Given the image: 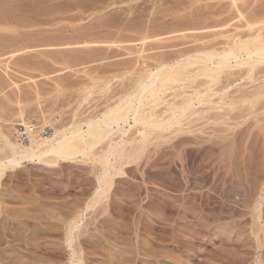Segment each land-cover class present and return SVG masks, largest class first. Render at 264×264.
Segmentation results:
<instances>
[{
  "label": "rangeland",
  "instance_id": "374dc122",
  "mask_svg": "<svg viewBox=\"0 0 264 264\" xmlns=\"http://www.w3.org/2000/svg\"><path fill=\"white\" fill-rule=\"evenodd\" d=\"M191 1L194 2V0H0V160L5 161L9 157L2 135L11 134L13 140L16 139L15 141H17L16 137H18V131H16V129H20L16 127L18 124L26 123L27 128L34 129V135L36 134V136L41 133L53 134L55 129L70 133L77 125H82L86 130L84 125L85 122L89 120L98 121L107 110V107L109 105V107L113 106L121 97V92L124 96L130 93L133 94L137 88V80L140 81L141 78L151 70L156 71L154 67L157 61L161 60L160 58H165L166 56L168 60L174 59L178 57L176 55L182 51L183 47H187V51H189L192 46L199 47L201 44H203V46H209V44L214 45L215 41V45L218 44L219 48H223L222 46L220 47L219 44L221 43L218 42H222V45L226 43L228 46L232 41L238 40V37L240 39L243 37V40H252V36L259 33L257 32L258 30H261L262 33L264 32V0H236L237 4L236 2L235 4L233 3L234 0H196L194 3L192 2L193 4ZM231 1L235 7L231 4ZM77 3L80 4V8ZM74 5L78 7H74ZM212 5L213 7H211ZM130 7L132 9H130ZM219 8L220 10H218ZM195 9L197 10L195 11ZM242 9H244V11ZM155 10L156 13H154ZM223 10L226 11L223 13L221 12ZM235 10H237V12ZM227 11L228 13H226ZM216 14L220 15L217 16ZM208 16L211 17L209 18ZM248 16L250 17L248 18ZM186 17H188V19ZM254 17L258 18L255 19ZM1 18H3L2 21ZM185 18L187 20H185ZM220 19L223 20L219 21ZM248 19L252 21H248ZM193 20L194 22L192 23L191 21ZM210 20H212V24ZM218 21L220 23H218ZM229 21H231V23ZM196 22H200L198 25L201 27H199ZM204 22L206 25H204ZM183 23L186 26H183ZM249 24H251V26H249ZM253 24H255V26H253ZM224 25L225 27H223ZM237 25H239V27ZM220 26L222 29H220ZM257 27L259 28L257 29ZM236 28H238V31ZM193 29H198L199 32L197 30L193 31ZM207 29L211 30L207 31ZM202 31L205 34H203ZM225 31H228V33ZM240 31L243 32H241V35L243 34L242 36L239 34ZM246 32L247 34L252 33L253 35L247 36V34H244ZM212 33L216 37L214 36L213 38V35H210ZM182 34L187 40L183 39L184 36ZM193 34H195V37H197V34L199 35L196 39H201L200 44L197 43L195 37H192ZM188 35L191 36L193 40L191 37L188 38ZM233 35L238 37H233ZM177 37H179V39H177ZM223 37L226 38L224 39ZM142 39L146 41H142ZM230 39L232 40L230 41ZM192 41H196L197 44H194L195 42L192 44ZM188 46H190L189 49ZM193 47L191 50H193ZM184 51H186V48ZM169 56L172 57L169 58ZM172 65L174 64L172 63L171 66ZM259 67L262 69L257 67V70H255L257 74L254 71L255 75H253L255 80L258 79L257 81L252 79V76L251 79L246 77L248 71L246 72L245 68L247 70L249 67L232 69L233 71H230V73H232L231 76H228L230 80H228V77V79L224 78L229 81V83H226V80H222L221 84H218V87L215 86L217 91L214 88V93L209 94L210 97L208 100L213 97L211 100L214 99L213 101L215 102L212 101L205 105L212 106L205 107L201 105L199 107L197 105L198 107L196 106L197 108H195L196 111L199 109V111H205V113L197 112V115L200 113L198 116L199 118L195 115L196 117H191V120H186L188 125L187 122L184 121L185 128L184 126H179L181 131L178 130V126H175L173 127L175 130H173L172 127L171 129L168 128V130L165 129V131L162 130L163 134L160 131H156L157 133L153 132L154 135H151V137H153L151 138L153 142H149V145L147 144L148 146L142 144L145 146L143 152L137 151V148L136 150L133 149L135 152L142 153V157L140 154L132 153V155L136 156H134L135 158L132 157L133 159H128L130 160L129 163H127V159L122 161L121 168L123 171L121 172L124 174L120 172L119 175L116 173V177L113 176L115 180L113 179V186H110L108 190V192L111 191L109 196L105 195L106 201L102 198L103 201L101 199L99 204H95V206L94 201L96 200V192L99 188L98 178L101 179V176L104 175L103 172H105V166L100 161L101 155L105 152L104 150L107 147L104 143L96 150L97 154L95 157L87 159L79 158L78 160L76 159L77 161H61L57 165L55 164V166L38 162L25 163L15 168V170H6L0 177L1 259L2 257L5 258V264L6 262L7 264H42L50 255L47 253L48 250L52 249L56 255H50L51 257L49 256V259L54 260V264L71 263L74 250L69 248L65 243V237L63 236L65 231L62 230L64 228L61 221L68 219L69 216L71 217H69L70 219H73L75 215L81 214V221L79 220L80 226L79 230H77V233L74 235L75 245L73 246H78L80 248L78 249V247H76V249L74 247L78 254L79 252L81 253L79 255H82V259H85L87 264H175L178 261L177 264L181 261L182 264H205L206 261V264H262V262L264 264V256L261 257L264 255V114H261L262 112L264 113V108L260 106L264 105V64ZM233 72H236V74ZM233 74L234 77L232 76ZM258 74L259 77L257 78ZM241 75L244 76L243 78L245 79H242ZM202 80L204 81V78L199 79L198 83L202 82ZM250 80L254 81L250 82ZM105 83L110 85L107 87ZM225 84L227 85L225 86ZM234 84L236 86H234ZM260 84H263V87ZM223 86H225V92L223 90L218 93V90H222ZM253 87H257V90ZM181 88L183 87L178 88V90L175 89L176 91H168L164 96L162 95V99H165L164 101H166V98L170 100V97L174 98V96L176 97L177 95H179V97L171 99L170 101L167 99L169 103L167 104L166 101L165 104L159 106L154 112L156 113V111L159 110L157 113L160 114L162 111H165L162 112L163 114L161 113V117L163 119H168V114L170 112H167L168 108L170 109V103L171 107L175 104L177 105V103H181L183 99L187 96H191L193 93L191 89L183 90ZM205 88L202 87L201 91H206L207 89ZM241 89L243 90L240 91ZM233 90L235 93H233ZM255 90L258 93H255ZM258 90L262 91V93ZM177 91L179 92L177 93ZM183 91L189 93L185 92V94ZM222 93L224 94L220 96ZM254 94H258L257 96L261 94L260 98ZM230 95L231 97H229ZM238 95L241 96L242 99ZM221 97H225L226 99L229 98L228 102L224 98V103ZM249 97L253 98L252 101ZM255 97L257 98L256 101H254L256 99ZM109 98L110 101H108ZM230 98H232L233 101H231ZM258 98L261 101L258 100ZM218 100L219 103H216ZM238 102L239 104L237 105ZM228 103V107L230 108L225 106L228 105ZM254 103L258 104L256 108L254 107ZM232 104H234L237 109H233L234 107ZM209 107H211V109ZM205 108L208 111H206ZM217 108H219V110ZM254 109H258V111ZM252 110H254V113L251 112ZM227 111L231 112L228 116ZM236 112L237 114H235ZM206 113L207 115H205ZM224 116L226 119L223 118ZM241 117H245L244 119L248 121H244ZM203 119L208 123H205ZM210 120H215L214 122L216 123ZM222 121L224 122L223 125L221 124ZM236 121L238 124L240 123V125L235 124ZM211 122H213V124ZM217 122L222 126L220 127ZM209 123L211 124L208 125ZM130 124L134 125L133 121L130 120ZM228 125L230 128H227ZM26 126L23 128H26ZM188 126L191 127L188 128ZM223 126L227 127L224 128ZM125 128L128 131L127 134L122 136L120 135L121 133H115L116 135L114 134L111 138L117 141H119L120 138L129 140L130 142L133 140L135 144H129L127 146L128 150L130 148L131 152L132 146L130 145L134 146L138 143V146H141L140 143H142L141 138L143 137L142 133L144 129L140 126L130 129L129 125H126ZM182 128L185 130L184 132ZM213 129H215V131ZM199 130L204 134L202 132L200 133ZM224 130H228L231 133L228 131L225 132ZM174 133L176 136H173ZM181 135L184 136L182 137ZM191 135L194 136L192 137ZM195 137L198 138L196 139ZM187 138L194 140L190 141ZM181 139H183L182 142ZM221 139L224 142H222ZM230 139L231 141L229 142ZM188 141L190 142L188 143ZM211 141L212 143L209 145ZM198 142L201 144H198ZM211 144L213 147H210ZM172 148L175 149L176 152H172ZM213 149L214 151H212ZM148 150H150V153ZM185 151L187 154H185ZM204 153H209L211 155H206ZM137 157L140 160H136ZM186 157L187 159H185ZM202 158L204 161L201 163L200 159ZM133 160L137 162L134 163ZM206 160L207 163L210 162L209 165L206 163ZM182 161L183 163H181ZM130 162H133L132 165ZM102 165L103 168H101ZM185 165L188 168H186ZM169 166L171 167L169 168ZM198 167L203 168L201 170V168L199 169ZM204 167L207 170L204 169ZM177 168L181 172H179ZM181 169L184 170L182 171ZM231 173H236V177L231 175ZM187 182L190 186L189 184L187 185ZM229 182L231 185H229ZM183 185L185 187H183ZM228 187L230 188L229 190ZM129 190L131 191L129 192ZM179 191L182 193H179ZM164 192L167 194L165 195ZM172 194L174 198L171 197ZM175 194L177 195L175 196ZM200 194L202 196H199ZM108 197L110 198L108 199ZM149 197L151 200H158V202H152ZM130 198L133 201L130 200ZM164 199L165 201H169H166V203ZM193 199H195V201ZM200 201L202 203H199ZM118 202L119 204H117ZM133 202L137 203L135 204ZM175 202L178 203L176 204ZM91 203L94 207L91 206L90 208ZM146 203H149L148 206ZM171 203H173V205ZM181 204L184 206L183 208ZM88 205L89 207L87 208ZM165 205L166 207H164ZM217 205L221 206L218 207ZM126 207H128V209ZM129 208L131 210H129ZM141 208L145 212H143ZM159 208H162V210ZM184 208H187V211ZM209 208H211V210ZM190 209L192 211L195 210L194 213L196 214L193 212L190 213ZM174 210L177 213H175ZM204 214L206 216H204ZM180 215L183 216L181 217ZM254 216L258 218L256 217V219ZM59 218H61V220ZM160 218H162L161 221ZM180 219L183 220L181 221ZM197 219L199 221H196ZM203 219L206 222H203ZM208 219L209 221H207ZM216 220L218 222H216ZM140 222L143 223L140 224ZM148 223L150 224L148 225ZM205 226H208L207 229ZM256 230H259L258 233L255 232ZM207 231L210 232V235ZM175 233L178 236H175ZM204 233H206V235ZM35 237L36 239L39 238L35 240ZM79 237H81V240ZM169 238H171V240ZM139 242L141 243L139 244ZM31 243H33V246H31ZM50 243H52V245H50ZM138 244L141 247L144 246L142 248L146 247L145 244H149L146 247L147 249L145 248L148 252L145 249H141ZM37 245L39 246L37 247ZM193 251L195 253H193ZM45 252L48 255H45ZM138 252H140V254ZM152 252L153 256L151 254ZM142 255L145 256L143 257ZM156 255H158V257ZM173 261H175V263Z\"/></svg>",
  "mask_w": 264,
  "mask_h": 264
},
{
  "label": "bare ground",
  "instance_id": "6f19581e",
  "mask_svg": "<svg viewBox=\"0 0 264 264\" xmlns=\"http://www.w3.org/2000/svg\"><path fill=\"white\" fill-rule=\"evenodd\" d=\"M73 1V0H72ZM122 1V0H121ZM124 1V0H123ZM159 1V0H158ZM190 1V0H189ZM196 0H194V2H195ZM76 2V1H75ZM74 2V3H75ZM78 2V1H77ZM80 2V1H79ZM119 2V1H118ZM131 2V1H130ZM133 2V1H132ZM137 2H140V1H137ZM142 2V1H141ZM154 2V1H153ZM193 1H191V3H192ZM193 2V3H194ZM235 2H236V0H234V4H235ZM124 3H126V2H124ZM144 3V2H143ZM143 3H142V5H143ZM152 3V2H151ZM190 3V2H189ZM192 3V4H193ZM197 3V2H196ZM199 3V2H198ZM232 3V1H231V4H233ZM69 4V3H68ZM77 4H79V3H77ZM85 4V3H84ZM83 4V5H84ZM138 4V3H137ZM140 4V3H139ZM153 4V3H152ZM158 4V3H157ZM191 4V5H192ZM234 4H233V6H234ZM236 4H237V2H236ZM245 4V3H244ZM73 5V4H72ZM136 5V4H135ZM154 5H155V2H154ZM75 6H77V5H74V7ZM85 6V5H84ZM83 6V7H84ZM139 6V5H138ZM144 6V5H143ZM152 6V5H151ZM156 6V5H155ZM187 6V5H186ZM78 7V6H77ZM77 7H76V9H77ZM136 7V6H135ZM207 7L209 8V6L207 5ZM211 7H213V5L211 6ZM229 7V6H228ZM232 7V6H231ZM235 7V6H234ZM237 7V6H236ZM79 8H80V4H79ZM85 8V7H84ZM83 8V9H84ZM152 8V7H151ZM154 8V7H153ZM157 8V7H156ZM185 8V7H184ZM189 8V7H188ZM191 8V7H190ZM195 8V7H194ZM193 8V9H194ZM239 8V7H238ZM242 8V7H241ZM81 9H82V6H81ZM87 9V8H86ZM130 9H132L131 7H130ZM134 9H136V8H134ZM223 9V8H222ZM225 9V8H224ZM227 9V8H226ZM228 9H230V8H228ZM236 9V8H235ZM152 10H154V9H152ZM157 10V9H156ZM156 10H155V12L154 13H156ZM182 10H184V9H182ZM186 10H187V8H186ZM190 10V9H189ZM197 9H195V11H196ZM218 10H220V8L218 9ZM217 10V11H218ZM238 10V9H237ZM237 10H235L236 12H237ZM239 10H241V9H239ZM243 11H244V9H242ZM133 11V10H132ZM158 11V10H157ZM224 11H226V10H223V11H221V12H223L224 13ZM233 11V10H232ZM242 11V12H243ZM159 12V11H158ZM180 12H181V10H180ZM221 12H220V14H221ZM189 13V12H188ZM193 13V12H192ZM207 13H209V14H211L210 12H207ZM226 13H228V11L226 12ZM232 13V12H231ZM240 13H241V11H240ZM244 13V12H243ZM249 13V12H248ZM194 14V13H193ZM213 14V13H212ZM219 14V15H220ZM244 14H246V13H244ZM252 14H254V13H252ZM205 15V14H204ZM208 15V14H207ZM217 15V14H216ZM219 15H217V16H219ZM247 15H249V14H247ZM246 15V16H247ZM258 15V14H257ZM153 16H154V14H153ZM187 16V15H186ZM233 16H234V14H233ZM241 16V15H240ZM243 16V15H242ZM263 16V15H262ZM261 16V17H262ZM183 17V16H182ZM204 17V16H203ZM209 17V16H208ZM211 17V16H210ZM209 17V18H210ZM222 17H224V16H222ZM226 17V16H225ZM228 17V16H227ZM235 17V16H234ZM250 16H248V18H249ZM256 17V16H255ZM254 17V18H255ZM264 17V16H263ZM187 19H188V17H186ZM185 18V20H187ZM206 18V17H205ZM215 18V17H214ZM252 18V17H251ZM258 18V17H257ZM257 18H255V19H257ZM260 18V17H259ZM2 19L3 18H1V21H2ZM183 19V18H182ZM202 19V18H201ZM213 19V18H212ZM219 19V18H218ZM231 19V18H230ZM235 19V18H234ZM236 19H237V17H236ZM244 19V18H243ZM247 19V18H246ZM263 19V18H262ZM184 20V19H183ZM190 20V19H189ZM204 20V19H203ZM207 20V19H206ZM217 20V19H216ZM221 20H223V19H220L219 21H221ZM225 20V19H224ZM228 20V19H227ZM249 20H251V19H248V21ZM261 20V19H260ZM260 20H258V21H260ZM264 20V19H263ZM205 21V20H204ZM211 21L212 20H210V23H211ZM218 21V23H220ZM252 21V20H251ZM262 21V20H261ZM260 21V22H261ZM180 22V21H179ZM192 23L194 22V20L193 21H191ZM215 22V21H214ZM228 22V21H227ZM230 23H231V21H229ZM244 22H246V21H244ZM255 22H256V20H255ZM197 23V22H196ZM195 23V24H196ZM199 24H200V22H198ZM198 23H197V25H198ZM209 23V24H210ZM229 23V24H230ZM253 23H254V21H253ZM184 24V23H183ZM189 24V23H188ZM191 24V23H190ZM212 24V23H211ZM214 24V23H213ZM222 24V23H221ZM225 24H226V22H225ZM228 24V25H229ZM252 24V23H251ZM251 24H249V26H251ZM182 25V24H181ZM202 25H203V23H202ZM204 25H206L205 24V22H204ZM215 25V24H214ZM213 25V26H214ZM220 25V24H219ZM227 25V26H228ZM240 26H241V24H239ZM239 25H237L238 27H239ZM244 25V24H243ZM183 26H186L185 24L183 25ZM194 26V25H193ZM193 26H191V27H193ZM199 27H201L200 25H198ZM217 26V25H216ZM226 26V27H227ZM236 26V27H237ZM253 26H255V24H253ZM260 26V25H259ZM189 27V26H188ZM190 27V28H191ZM203 27V26H202ZM205 27V26H204ZM212 27V26H211ZM210 27V28H211ZM223 27H225V25L223 26ZM241 27H243V26H241ZM244 27H245V25H244ZM261 27V26H260ZM184 28V27H183ZM182 28V29H183ZM187 28V27H186ZM196 28H198V27H196ZM209 28V27H208ZM213 28V27H212ZM211 28V29H212ZM259 27H257V29H258ZM187 29H189V28H187ZM211 29H207V31H210ZM220 29H222L221 28V26H220ZM238 28H236V30H237ZM242 29V28H241ZM240 29V30H241ZM250 29V28H249ZM181 30V29H180ZM186 30V29H185ZM195 30H197L198 32H199V30L198 29H193V31H195ZM203 30V29H202ZM243 30V29H242ZM253 30V29H252ZM255 30V29H254ZM191 31V30H190ZM222 31V30H221ZM232 31V30H231ZM238 31V30H237ZM248 31V30H247ZM256 31V30H255ZM180 32V31H179ZM201 32V31H200ZM203 32V31H202ZM224 32V31H223ZM225 32H227L228 33V31H225ZM236 32V31H235ZM241 32L242 31H240V35H241ZM251 32V31H250ZM257 32H259L258 34L256 33L255 34V36L251 33H249V34H247V32L246 33H244V34H247V36L248 35H253L252 37V40H243L242 38L243 37H241V39L238 37V36H236V35H233V37L235 36V37H238V40L236 39V40H234V41H232L231 43H229L228 44V46H227V44L225 43V45H222L223 43L222 42H218V43H221V44H219L220 45V47L222 46L223 48H219L218 47V44L217 45H215V42H214V45H212V44H209V46H203V44H201V46H192L193 47V50H191L192 49V47L190 48V50L189 51H187V47H185L186 48V51H184L185 50V48L183 47V49H182V51H180V49H179V53L176 55V56H178V57H176V58H174V59H170V60H168V59H166V56H165V58L163 57V58H160L161 60H159V61H157V64H156V66H155V64H154V68H155V70L156 71H153V70H151L150 72H148V73H146L145 74V76H143L142 78H141V80L140 81H138L137 80V82H136V84H137V88L135 89L136 91L133 93V94H128V95H126V96H124V94H122V92H121V97L117 100V102H115V104H113V106H111V107H107V110L102 114V116L99 118V120L98 121H92V120H89V121H86L85 122V128H86V130L84 129V127L81 125V126H79V125H77V126H75L74 127V129H73V131H71L70 133H65V132H63V131H60V130H54V133L53 134H40V135H37L36 136V134L34 135H32V136H30V138H29V140L28 141H26V142H23V141H21L18 137H16L17 138V141H15L16 139H14L13 140V138H12V135L11 134H3L2 135V139H3V141H4V143H5V146H6V149L8 150L7 152L9 153V157L4 161L3 159V161H1L0 160V177H1V175L3 174V173H5V171L6 170H8V169H11V170H15V168H18V167H20V166H22L23 164H25V163H43V164H45V165H50V166H52V165H54L55 166V164L57 165L58 163H60L61 161H74V160H78L79 158H82V159H87V158H90V157H95L96 156V154H97V152H96V150L99 148V146H102V144L104 143L105 145H107V147H106V149L104 150L105 152L101 155V159H100V161L104 164V166H105V168H104V171L105 172H103L104 173V175L103 176H101L102 178L101 179H99L98 178V185H99V188H98V190H97V192H96V200L94 201V202H92V203H94V206H95V204H99V201L102 199V198H104V201H106V198H105V195H108L109 196V193L111 192H108V190L110 189V186H113L112 184H113V176H115V175H119V173L121 172V171H123L122 170V168H121V165H122V161H124L125 159H130V158H135L134 156H136V155H132V153L133 154H140L139 152H143L144 151V149H145V146L148 144L149 145V142H153V140L151 139V138H153V137H151V135L153 134V132H155V133H157L156 131H160L161 133H162V130H164L165 131V129H167L168 130V128H170L171 129V127L173 128V127H175V126H178V130H180L179 129V126H184V121L185 122H187L186 120H189L191 117H194L195 115H197V112H204L205 113V111H199V109H198V111H196V109L195 108H197L198 106L200 107L201 105L202 106H205V107H207V106H212V105H205V104H209L210 102H212L213 100H211V98H213V97H211L209 100H211V101H209L208 100V98L210 97V95L209 94H213L214 93V91L216 90V87L215 86H217L218 87V84H221V81L222 80H226V79H228L229 77L228 76H231V74L232 73H230V71L232 70V69H234V68H242V67H249L247 70H246V68H245V71L247 72L245 75H246V77L248 78H250L251 79V76H252V79H254L253 78V75H255V73H256V71L255 70H257V67L258 68H261V67H259L260 65L262 66L263 64H264V32L262 33L261 32V30L259 31H257ZM182 33H183V31H182ZM187 33V32H186ZM194 33V32H193ZM195 33H197V32H195ZM209 33V32H208ZM207 33V34H208ZM227 33H226V35H227ZM230 33V32H229ZM237 33V32H236ZM243 33V32H242ZM253 33H255V32H253ZM262 33V34H261ZM185 34V33H184ZM201 34V33H200ZM203 34H205L204 32H203ZM216 34V33H215ZM218 34V33H217ZM233 34V33H232ZM183 35V34H182ZM190 35V34H189ZM188 35V36H189ZM195 34H193V36L192 37H195L194 36ZM202 35V34H201ZM210 35H213V33L212 34H210ZM223 35V34H222ZM225 35V34H224ZM237 35H238V33H237ZM184 36V35H183ZM185 36H186V34H185ZM183 37V39L184 40H187V39H185L186 37ZM197 37L199 36L198 34L196 35ZM208 36V35H207ZM214 36L215 35H213V38H214ZM217 36H219V35H217ZM228 36V35H227ZM226 36V37H227ZM245 36V35H244ZM246 36V37H247ZM191 36H189L188 38H190ZM192 37H191V39H192ZM197 37H195V39L197 38ZM202 37V36H201ZM206 37V36H205ZM204 37V38H205ZM210 37V36H209ZM216 37V36H215ZM220 37V36H219ZM225 37V38H226ZM229 38H230V36H228ZM232 37V38H233ZM250 37V36H249ZM145 38V37H144ZM153 38H156V37H153ZM203 38V39H204ZM212 38V37H211ZM210 38V39H211ZM212 38V39H213ZM224 38V37H223ZM224 38V39H225ZM177 39H179V37H177ZM194 39V40H195ZM206 39V38H205ZM210 39H209V41H210ZM219 39V38H218ZM247 39V38H246ZM148 40V39H147ZM193 40V39H192ZM197 40V43L198 44H200V42H201V39L200 38H198V39H196ZM216 40V39H215ZM220 40V39H219ZM223 40V39H222ZM228 40V39H227ZM232 39H230V41H231ZM142 41H146L145 39L143 40L142 39ZM182 41V40H181ZM181 41H180V43H181ZM203 41V40H202ZM207 41V40H206ZM226 41V40H225ZM184 42V41H183ZM189 42V41H188ZM195 42V43H194ZM192 41L191 43L193 44H197L196 43V41ZM211 42H212V40H211ZM210 42V43H211ZM179 43V44H180ZM184 43H186V42H184ZM190 43V42H189ZM204 43V42H203ZM183 44V43H182ZM186 45V44H185ZM211 45V46H210ZM191 46V45H190ZM190 46H188V49H189V47ZM227 46V47H226ZM181 47V46H180ZM175 55V54H174ZM162 56H164V55H162ZM161 56V57H162ZM172 56H169V58H171ZM168 58V57H167ZM158 60V59H157ZM174 64V65H172L171 66V64ZM235 64V65H234ZM151 67V66H150ZM240 68V69H241ZM262 69V68H261ZM236 70H238V69H236ZM244 70V69H243ZM149 71V70H148ZM233 71V70H232ZM244 71V72H245ZM254 71H255V73H254ZM261 72H263L262 70H260ZM122 72V71H121ZM125 73V72H124ZM234 73V72H233ZM243 73V72H242ZM254 73V74H253ZM118 74V73H117ZM126 74V73H125ZM142 74V73H141ZM234 74H236V72L234 73ZM234 74L232 75L233 77H234ZM244 74V73H243ZM242 74V75H243ZM257 74V73H256ZM259 74H261V73H259ZM259 74H258V76H257V78L259 77ZM119 75V74H118ZM143 75V74H142ZM241 75V76H242ZM228 77V78H227ZM244 76H242V79H245V78H243ZM263 77V76H262ZM201 78H204V81L202 80V82H200V83H198V80L199 79H201ZM224 78H226V79H224ZM232 78V77H231ZM236 79V78H235ZM238 79V78H237ZM260 79H262V78H260ZM264 79V78H263ZM228 80H230V78L228 79ZM234 80V79H233ZM255 80V79H254ZM254 80H250V82L251 81H254ZM258 80V79H257ZM257 80H255V81H257ZM104 81V80H103ZM223 81V82H224ZM227 81V80H226ZM237 81V80H236ZM243 81V80H242ZM261 81V80H260ZM264 81V80H263ZM109 82V81H108ZM222 82V83H223ZM244 82V81H243ZM248 82H249V80H248ZM262 82V81H261ZM111 83V82H110ZM225 83V82H224ZM226 83H229V81H227ZM234 83V82H233ZM259 83V82H258ZM106 84V83H105ZM231 84V83H230ZM239 84V83H238ZM254 84H255V82H254ZM254 84H252V85H254ZM264 84V83H263ZM262 84V85H263ZM107 85V87H108V85H110V84H106ZM227 84H225V86H226ZM256 85V84H255ZM261 85V84H260ZM261 85V86H262ZM225 86H223L222 87V90H218V93H219V91H223L224 90V92H225ZM234 86H236L235 84H234ZM243 86V85H242ZM246 86V85H245ZM136 87V86H135ZM180 87H183V88H181V89H191L192 91H193V93H192V95L191 96H187L185 99H183L182 100V102L181 103H177V105L175 104V105H173L172 107H171V103H170V109L168 108V112L167 113H171V115H170V113L168 114L169 116V118L167 119H163L162 117H161V113L162 112H165V111H162L160 114H158L157 112L159 111H156V113L154 112L155 111V109H157L159 106H161V105H163V104H165L166 103V101H167V99L169 100V98H166V101H164L165 99H162V97L168 92V91H173V90H178V88H180ZM202 87H206L205 89H207L206 91H201V89H202ZM220 87V86H219ZM228 87H230V86H228ZM233 87V86H232ZM238 87V86H237ZM259 87V86H258ZM263 87V86H262ZM110 88V87H109ZM214 88H215V90H214ZM253 88H255V87H253ZM257 88V87H256ZM255 88V89H256ZM259 88H261V87H259ZM108 89V88H107ZM126 89V88H125ZM124 89V90H125ZM181 89H180V93H181ZM219 89V88H218ZM221 89V88H220ZM227 89V88H226ZM232 89H234V88H232ZM237 89H239V88H237ZM252 89V88H251ZM129 90H131V89H129ZM175 90V91H176ZM228 90V89H227ZM226 90V91H227ZM230 90V89H229ZM243 89H241L240 91H242ZM248 90V89H247ZM247 90H245V91H247ZM253 90V89H252ZM257 90V89H256ZM256 90H255V93H258V92H256ZM128 91V90H127ZM191 91V92H192ZM217 91V90H216ZM236 91H238V90H236ZM250 91V90H249ZM248 91V92H249ZM259 91V90H258ZM124 92V91H123ZM129 92V91H128ZM128 92H125V93H128ZM179 91H177V93H178ZM186 93H189V92H187V91H185ZM184 91H183V93H185ZM191 92H190V94H191ZM232 92V91H231ZM251 92V91H250ZM259 92H261L262 93V91H259ZM179 93V94H180ZM185 93V94H186ZM216 93V92H215ZM233 93H235L234 92V90H233ZM264 93V92H263ZM116 94V93H115ZM224 93H222L220 96H222ZM226 94V93H225ZM244 96H246L244 93H242ZM251 94V93H250ZM113 95V94H112ZM163 95V96H162ZM175 95V94H174ZM232 95V94H231ZM231 95L229 96V97H231ZM241 95V94H240ZM249 95V94H248ZM255 95V94H254ZM258 95V94H257ZM257 95H255V96H257ZM261 95V94H260ZM260 95L259 96H257V97H259L260 98ZM124 96V97H123ZM171 96V95H170ZM170 96H167V97H170ZM214 96V95H213ZM217 96V95H216ZM219 96V95H218ZM227 96V95H226ZM237 96V95H236ZM239 96V95H238ZM252 96H253V94H252ZM264 96V95H263ZM111 97V96H110ZM177 97H179V95H177L176 97L174 96V98H177ZM180 97H182V96H180ZM240 98H241V96H239ZM117 98V97H116ZM115 98V99H116ZM174 98H171L170 97V100L171 99H174ZM216 98V97H215ZM225 98V97H224ZM224 98H222L221 97V100L223 99V101H224ZM250 98V97H249ZM256 98V97H255ZM258 98V100H260ZM264 98V97H263ZM220 99V98H219ZM226 99V98H225ZM228 99L229 98H227L226 100H227V102H228ZM231 99V101H233L232 100V98H230ZM235 99V98H234ZM242 99V98H241ZM240 99V100H241ZM251 99V101H252V99L253 98H250ZM113 100V99H112ZM169 100V101H170ZM180 100V99H179ZM178 100V101H179ZM220 100V101H221ZM239 100V101H240ZM257 100V98L254 100V101H256ZM108 101H110V98L108 99ZM114 101V100H113ZM177 101V100H176ZM230 101V100H229ZM238 101V100H237ZM247 101V100H246ZM253 101V102H254ZM261 101V100H260ZM259 101V102H260ZM180 102V101H179ZM213 102H215V101H213ZM226 102V103H227ZM249 102V101H248ZM169 102L167 101V104H168ZM173 103H175V102H173ZM216 103H219V100H218V102L216 101ZM221 103V102H220ZM224 103H225V101H224ZM235 103H236V101H235ZM240 103H243V102H240ZM247 103V102H246ZM250 103V102H249ZM212 104V103H211ZM213 104H215V103H213ZM222 104H223V102H222ZM239 104V102L237 103V105ZM255 104V103H254ZM198 105V106H197ZM224 105V104H223ZM231 105V104H230ZM244 105H245V102H244ZM243 105V106H244ZM249 105H251V104H249ZM259 105H260V103H259ZM197 106V107H196ZM220 106V105H219ZM227 108H230V107H228L229 106V103H228V105H225ZM232 106L234 107L233 109H235L236 107H235V105L234 104H232ZM242 106V105H241ZM241 106H240V108H241ZM256 106H258V104H255V108H256ZM261 107H263L264 108V105H260ZM224 107V106H223ZM225 107V108H226ZM245 107V106H244ZM248 107V106H247ZM251 107V106H250ZM250 107H249V109H250ZM260 107V108H261ZM210 109H211V107H209ZM232 108V107H231ZM259 108V107H258ZM160 109V108H159ZM206 109V108H205ZM209 109V110H210ZM216 109V108H215ZM218 110H219V108H217ZM237 109V108H236ZM239 109V108H238ZM245 109V108H244ZM243 109V110H244ZM248 109V108H247ZM253 109V108H252ZM201 110V109H200ZM203 110V109H202ZM213 110V109H212ZM223 110V109H222ZM228 110V109H227ZM240 110V109H239ZM241 110H242V108H241ZM254 110H256V109H254ZM254 110H252L251 112H253ZM261 110V109H260ZM259 110V111H260ZM206 111H208L207 109H206ZM211 111V110H210ZM225 111V110H224ZM232 111V110H231ZM256 111H258V109L256 110ZM264 111V110H263ZM222 112V111H221ZM228 113H227V116H228V114L229 113H231V112H229V111H227ZM235 112V111H234ZM241 112H244V111H241ZM245 112H247V111H245ZM261 112H262V110H261ZM208 113H210V112H208ZM219 113V112H218ZM232 113H233V111H232ZM249 113H250V111H249ZM254 113V112H253ZM256 113V112H255ZM163 114V113H162ZM214 114V113H213ZM222 114V113H221ZM223 114H224V112H223ZM235 114H237V112L235 113ZM246 114V113H245ZM251 114V113H250ZM257 114V113H256ZM261 114H264L263 112L261 113ZM200 115V113H198V115H197V117ZM205 115H207V113L205 114ZM211 115H212V113H211ZM225 115H226V113H225ZM258 115V114H257ZM204 116V115H203ZM220 116V115H219ZM219 116H218V118H219ZM240 116H242V115H240ZM249 116V115H248ZM196 117V116H195ZM213 117V116H212ZM214 117H217V116H214ZM222 117V116H221ZM220 117V118H221ZM230 117V116H229ZM237 117V116H236ZM253 117V116H252ZM199 118V117H198ZM201 118V117H200ZM204 118V117H203ZM209 118V117H208ZM223 118H225V116L223 117ZM234 118V117H233ZM241 118H243V117H241ZM245 118V117H244ZM243 118V120L245 121V120H247V119H244ZM246 118H247V116H246ZM262 118V117H261ZM192 119V118H191ZM190 119V120H191ZM202 119V118H201ZM207 119V118H206ZM210 119V118H209ZM213 119H216V118H213ZM226 119V118H225ZM238 119V118H237ZM130 120L131 121H133V124L134 125H132V124H130ZM204 120V119H203ZM219 120V119H218ZM222 120V119H221ZM233 120V119H232ZM235 120H236V118H235ZM241 120V119H240ZM242 120V121H243ZM250 120V119H249ZM264 120V119H263ZM196 121H198V120H196ZM208 121V120H207ZM210 121H215V120H210ZM217 121V120H216ZM224 121V120H223ZM222 121V125L224 124V122ZM229 121H230V118H229ZM248 121V120H247ZM257 121V120H256ZM195 122V121H194ZM204 122L205 123H208V122H206L205 120H204ZM213 122H211L212 124H213ZM219 122V121H218ZM217 122V123H218ZM221 122V121H220ZM231 122H233V121H231ZM230 122V123H231ZM239 122V121H238ZM258 122V121H257ZM262 122V121H261ZM190 123V122H189ZM196 123V122H195ZM211 123H209L208 125H210ZM214 123H216V122H214ZM226 123V122H225ZM227 124H228V121H227ZM235 124H237V125H240V123L238 124L237 123V121L235 122ZM235 124H234V126H235ZM27 124L26 123H23V124H18V125H16V127H19L20 129H16V131H18V133L21 131V130H23L24 128L23 127H25ZM126 125H129L130 126V129L131 128H135V127H142L143 129H144V132L142 133V135H143V137L141 138L142 140H141V142L142 143H140L141 144V146H138L139 144L137 143L136 145H130V146H132V151L130 152V148H129V150H128V148H127V146L129 145V144H135V142H133V140L130 142L129 140H125V139H121L120 138V140L119 141H117V140H113L114 138H111V137H113V135L116 133H121L120 135H125V134H127L128 133V131L126 130V128H125V126ZM186 125V124H185ZM187 125H188V122H187ZM218 125H219V123H218ZM221 125V126H222ZM230 125H233V124H230ZM236 125V126H237ZM192 126H194V125H192ZM205 126V125H204ZM207 126V125H206ZM215 126V125H214ZM220 126V125H219ZM220 126V127H221ZM257 126V125H256ZM189 127H191V126H188V128ZM224 127V126H223ZM225 127H227V126H225ZM224 127V128H225ZM231 127H233V126H231ZM26 128H27V126H26ZM52 128V127H51ZM184 128H185V126H184ZM186 128H187V126H186ZM215 128V127H214ZM223 128V129H224ZM227 128H230L229 127V125H228V127ZM226 128V129H227ZM49 129V128H48ZM183 129V128H182ZM203 129V128H202ZM205 129V128H204ZM211 129H212V127H211ZM234 129V128H233ZM34 130V129H33ZM129 130V129H128ZM173 130H175L174 128H173ZM177 130V131H178ZM187 130V129H186ZM192 130V129H191ZM206 130V129H205ZM210 130V129H209ZM214 131H215V129H213ZM219 130V129H218ZM229 130V129H228ZM228 130H224L225 132L226 131H228ZM232 130V129H231ZM170 131V130H169ZM181 131V130H180ZM183 132L185 131L184 129L182 130ZM200 131V133L202 132L201 130H199ZM224 131H223V133H224ZM159 132V133H160ZM168 132V131H167ZM167 132H165V133H167ZM175 132V131H174ZM193 132H195V131H193ZM213 132V131H212ZM228 132H230V131H228ZM17 133V134H18ZM36 133V132H35ZM169 133V132H168ZM176 133H178V132H176ZM181 133V132H180ZM187 133V132H186ZM190 133V132H189ZM203 133V132H202ZM206 133V132H205ZM209 133H211V132H209ZM216 133V132H215ZM221 133V132H220ZM231 133V132H230ZM115 134V135H116ZM163 134V133H162ZM162 134H161V136H162ZM204 134V133H203ZM44 135H46V136H44ZM154 135V134H153ZM157 135V134H156ZM170 135V134H169ZM210 135V134H209ZM160 136V135H159ZM168 136V135H167ZM173 136H176V134L174 133V135ZM182 136V135H181ZM184 136V135H183ZM182 136V137H183ZM192 136V135H191ZM194 136V135H193ZM192 136V137H193ZM200 136V135H199ZM212 136H215V135H212ZM211 136V137H212ZM217 136V135H216ZM220 136V135H219ZM120 137V136H119ZM158 137V136H157ZM164 137V136H163ZM166 137V136H165ZM210 137V138H211ZM222 137V136H221ZM124 138V137H123ZM154 138H156V137H154ZM160 138V137H159ZM170 138V137H169ZM171 138H172V136H171ZM176 138V137H175ZM177 138H178V135H177ZM196 138V137H195ZM198 138V137H197ZM196 138V139H197ZM219 138V137H218ZM227 138V137H226ZM116 139V138H115ZM187 139H189V138H187ZM220 139V138H219ZM157 140V139H156ZM165 140V139H164ZM173 140V139H172ZM171 140V141H172ZM186 140V139H185ZM190 141L191 140H194V139H189ZM200 140V139H199ZM207 140V139H206ZM211 140V139H210ZM223 140H224V138H223ZM19 141V142H18ZM169 141V140H168ZM167 141V142H168ZM170 141V142H171ZM183 141V139H181V142ZM190 141H188V143L190 142ZM215 141V140H214ZM219 141V140H218ZM221 141H222V139H221ZM221 141H219V142H221ZM228 141V140H227ZM226 141V142H227ZM231 141V139L229 140V142ZM106 142H107V144H106ZM137 142V141H136ZM200 142H202V141H200ZM200 142H198V144L200 143ZM217 142V141H216ZM219 142H218V144H219ZM222 142H224V141H222ZM187 143V142H186ZM193 143V142H192ZM210 143H212V141L211 142H209V145H210ZM142 144H144V145H142ZM154 144V143H153ZM176 144V143H175ZM201 144V143H200ZM203 144V143H202ZM206 144V143H205ZM217 144V145H218ZM221 144H224V143H221ZM147 145V146H148ZM173 145V144H172ZM177 145H178V143H177ZM195 145V144H194ZM213 145H214V142H213ZM104 146V145H103ZM136 146V147H135ZM153 146V145H152ZM180 146V145H179ZM191 146H192V144H191ZM196 146V145H195ZM194 146V147H195ZM202 146V145H201ZM156 147V146H155ZM169 147H170V145H169ZM172 147V146H171ZM205 147V146H204ZM209 147V146H208ZM210 147H213L212 146V144H211V146ZM102 148V147H101ZM136 148H137V151H139V152H135V150H136ZM154 148V147H153ZM152 148V149H153ZM178 148V147H177ZM176 148V149H177ZM182 148H183V146H182ZM201 148V147H200ZM133 149H135V150H133ZM168 149H170V148H168ZM188 149V148H187ZM210 149V148H209ZM212 149V148H211ZM155 150V149H154ZM171 150V149H170ZM179 150V149H178ZM186 150V149H185ZM200 150V149H199ZM198 150V151H199ZM147 151V150H146ZM150 150H148V152H149ZM173 151H175V149H173L172 148V152ZM184 151V150H183ZM189 151V150H188ZM187 151V152H188ZM191 151H193V150H191ZM197 151V150H196ZM203 151H205V150H203ZM208 151V150H207ZM212 151H214V149L212 150ZM211 151V152H212ZM135 152V153H134ZM171 152V151H170ZM171 152V153H172ZM176 152V151H175ZM180 152H182V151H180ZM179 152V153H180ZM195 152V151H194ZM200 152V151H199ZM146 153V152H145ZM150 153V152H149ZM6 154V153H5ZM100 154V153H99ZM142 154V153H141ZM140 154V156L142 157V155ZM176 154V153H175ZM174 154V155H175ZM181 154V153H180ZM185 154H187L186 153V151H185ZM203 154V153H202ZM204 154H206V153H204ZM207 154H209V153H207ZM206 154V155H207ZM209 155H211V154H209ZM181 156V155H180ZM185 156V155H184ZM189 156V155H188ZM202 156V155H201ZM139 157V156H138ZM138 157H137V159L136 160H140V159H138ZM140 157V158H141ZM199 157H200V155H199ZM206 157V156H205ZM132 158V159H133ZM182 158V157H181ZM180 158V159H181ZM5 159V158H4ZM145 159H147V158H145ZM175 159V158H174ZM184 159V158H183ZM185 159H187V157L185 158ZM203 159V158H202ZM202 159H200L201 160V163H202V161H204V159L202 160ZM208 159V158H207ZM76 160V161H77ZM210 160V159H209ZM129 161L130 160H128V162L127 161H125V162H127V163H129ZM132 161V160H131ZM175 161V160H174ZM177 161V160H176ZM184 161V160H183ZM183 161L181 162V163H183ZM187 161V160H186ZM125 162H124V165H125ZM133 162H134V160H133ZM133 162H130L131 163V165H132V163ZM137 162V161H136ZM136 162H134V163H136ZM140 162V161H139ZM149 162V161H148ZM170 162V161H169ZM190 162V161H189ZM200 162V161H199ZM175 163V162H174ZM205 163V162H204ZM203 163V164H204ZM206 163H207V160H206ZM209 163L210 162H208L207 164L209 165ZM185 164V163H184ZM190 164V163H189ZM127 165V164H126ZM172 165V164H171ZM175 165V164H174ZM177 165V164H176ZM183 165V164H182ZM187 165H188V163H187ZM142 166V165H141ZM184 166V165H183ZM186 166V165H185ZM200 166V165H199ZM46 167V166H45ZM122 167H124V166H122ZM137 167V166H136ZM140 167V166H139ZM171 166H169V168H170ZM175 167V166H174ZM177 167H178V165H177ZM206 167V166H205ZM204 167V169H206ZM52 168V167H51ZM50 168V169H51ZM101 168H103V165H102V167ZM138 168V167H137ZM186 168H188L187 166H186ZM199 169L201 168V167H198ZM203 168V167H202ZM202 168H201V170H202ZM100 169V168H99ZM138 169H140V168H138ZM172 169V168H171ZM177 170H178V168H177ZM182 170V169H181ZM184 170V169H183ZM182 170V171H183ZM192 170V169H191ZM207 170V169H206ZM52 171H54V170H52ZM179 171V170H178ZM188 171V170H187ZM200 171V170H199ZM125 172V171H124ZM179 172H181V171H179ZM189 172V171H188ZM188 172H184V173H188ZM192 172V171H191ZM202 172V171H201ZM117 173V174H116ZM122 174H124L123 172H121ZM114 174V175H113ZM204 174V173H203ZM236 174V173H235ZM235 174H232L231 173V175H234L235 176ZM181 175H182V173H181ZM191 175V174H190ZM194 175V174H193ZM200 175V174H199ZM209 175V174H208ZM131 176V175H130ZM134 176V175H133ZM132 176V177H133ZM183 176V175H182ZM116 177V176H115ZM187 177V176H186ZM190 177V176H189ZM214 177V176H213ZM236 177V176H235ZM238 177V176H237ZM134 178H136V177H134ZM227 178V177H226ZM229 178V177H228ZM231 178V177H230ZM239 178V177H238ZM193 179V178H192ZM204 179H205V177H204ZM207 179V178H206ZM210 179V178H209ZM208 179V180H209ZM115 180V179H114ZM185 180V179H184ZM188 180H189V178H188ZM212 180V179H211ZM210 180V181H211ZM214 180V179H213ZM225 180V179H224ZM223 180V181H224ZM234 180V179H233ZM238 180V179H237ZM209 181V182H210ZM192 182V181H191ZM212 182V181H211ZM234 182H235V180H234ZM186 183V182H185ZM193 183V182H192ZM204 183H205V181H204ZM203 183V184H204ZM226 183V182H225ZM129 184V183H128ZM189 183L187 182V185H188ZM195 184V183H194ZM207 184V183H206ZM205 184V185H206ZM229 185H231V183L229 182ZM228 185V186H229ZM189 186H190V184H189ZM183 187H185L184 185H183ZM182 187V188H183ZM193 187V186H192ZM191 187V188H192ZM226 187V186H225ZM229 187H231V186H229ZM228 187V190L230 189ZM176 188V187H175ZM194 188V187H193ZM203 188H205V187H203ZM224 188V187H223ZM173 189V188H172ZM188 189V188H187ZM190 189V188H189ZM209 189V188H208ZM211 189H212V186H211ZM210 189V190H211ZM225 189V188H224ZM183 190V189H182ZM190 190H192V189H190ZM189 190V191H190ZM195 190V189H194ZM198 190V189H197ZM203 190V189H202ZM131 190H129V192H130ZM173 191V190H172ZM188 191V192H189ZM193 191V190H192ZM199 191V190H198ZM206 191V190H205ZM213 191V190H212ZM211 191V192H212ZM227 191V190H226ZM184 192V191H183ZM200 192H201V190H200ZM200 192H197V193H200ZM207 192V191H206ZM208 192H210V191H208ZM157 193V192H156ZM162 193V192H161ZM165 193V192H164ZM179 193H182V192H180L179 191ZM192 193V192H191ZM195 193V192H194ZM193 193V194H194ZM203 193H204V191H203ZM160 194V193H159ZM167 193H165V195H166ZM186 194V193H185ZM208 194V193H207ZM221 194V193H220ZM219 194V195H220ZM124 195V194H123ZM131 195V194H130ZM129 195V196H130ZM133 195V194H132ZM157 195V194H156ZM162 195V194H161ZM161 195H160V197H161ZM177 194H175V196H176ZM182 195V194H181ZM180 195V196H181ZM112 196V195H111ZM110 196V197H111ZM116 196H118V195H116ZM128 196V197H129ZM134 196V195H133ZM133 196H132V198H133ZM136 196V195H135ZM167 196H171V195H167ZM174 195L172 194V196L171 197H173ZM179 196V197H180ZM183 196V195H182ZM191 196H193V195H191ZM197 196V195H196ZM199 196H202L201 194L199 195ZM207 196V195H206ZM211 196V195H210ZM209 196V197H210ZM220 196H222V195H220ZM110 197H108V199L110 198ZM147 197V196H146ZM151 197H153V196H151ZM171 197H168V198H171ZM186 197V196H185ZM195 197V196H194ZM260 197V196H259ZM150 198V197H149ZM164 198V197H163ZM162 198V199H163ZM174 198V197H173ZM183 198V197H182ZM181 198V199H182ZM188 198V197H187ZM191 198V197H190ZM206 198V197H205ZM205 198H203V199H205ZM128 199V198H127ZM153 199V198H152ZM156 199H157V197H156ZM166 199V198H165ZM165 199H164V202H166V201H169V200H166L165 201ZM185 199V198H184ZM192 199V198H191ZM130 200H132L131 198H130ZM134 200H135V198H134ZM144 200V199H143ZM150 200H151V198H150ZM177 200H178V198H177ZM176 200V201H177ZM194 201H195V199H193ZM192 200V201H193ZM205 200H208V199H205ZM212 200H213V198H212ZM262 200V199H261ZM102 201H103V199H102ZM111 201H113V200H111ZM133 201V200H132ZM152 202H158V200H156V201H154V200H151ZM188 201V200H187ZM214 201V200H213ZM108 202V201H107ZM117 202V201H116ZM126 202V201H125ZM124 202V203H125ZM127 202H128V200H127ZM130 202V201H129ZM160 202V201H159ZM90 204V208H91V206H93V204ZM101 203V202H100ZM123 203V204H124ZM133 203H137V202H133ZM167 203V202H166ZM176 204L178 203V202H175ZM186 203V202H185ZM197 203V202H196ZM199 203H202L201 201L199 202ZM204 203V202H203ZM221 203V202H220ZM259 203V202H258ZM107 204V203H106ZM117 204H119V202L117 203ZM121 204V203H120ZM147 204V203H146ZM149 204V203H148ZM148 204H147V206H148ZM152 204V203H151ZM150 204V205H151ZM155 204V203H154ZM157 204V203H156ZM159 204H161V203H159ZM172 205H173V203H171ZM207 204V203H206ZM215 204V203H214ZM143 205H144V203H143ZM182 205V204H181ZM188 205V204H187ZM192 205V204H191ZM194 205V204H193ZM198 205V204H197ZM196 205V206H197ZM204 205V204H203ZM210 205V204H209ZM93 206V207H94ZM159 206V205H158ZM162 206V205H161ZM179 206V205H178ZM212 206V205H211ZM218 206V205H217ZM217 206H216V209H217ZM219 206H221V205H219ZM218 206V207H219ZM89 207V205L87 206V208ZM132 207V206H131ZM135 207V206H134ZM142 207V206H141ZM146 207V206H145ZM153 207V206H152ZM160 207V206H159ZM164 207H166V205L164 206ZM180 207V206H179ZM182 208L184 207L183 205L181 206ZM186 207V206H185ZM193 207H195V206H193ZM192 207V208H193ZM215 207V206H214ZM226 207V206H225ZM256 207V206H255ZM260 207V206H259ZM258 207V208H259ZM125 208V207H124ZM127 209H128V207H126ZM138 208V207H137ZM147 208V207H146ZM150 208V207H149ZM148 208V209H149ZM154 208V207H153ZM157 208V207H156ZM162 208H163V206H162ZM162 208H159L160 210H162ZM178 208V207H177ZM177 208H176V210H177ZM182 208H181V211H182ZM188 208V207H187ZM187 208H184L185 210L187 209ZM191 208V207H190ZM213 208V207H212ZM224 208V207H223ZM261 208V207H260ZM259 208V209H260ZM83 209V208H82ZM122 209V208H121ZM126 209V210H127ZM134 209V208H133ZM150 209H152V208H150ZM149 209V210H150ZM202 209V208H201ZM204 209V208H203ZM210 210H211V208H209ZM215 209V208H214ZM129 210H131L130 208H129ZM141 210H142V208H141ZM146 210V209H145ZM156 210V209H155ZM163 210H165V209H163ZM169 210H171V209H169ZM191 210V209H190ZM189 210V211H190ZM205 210V209H204ZM218 210V209H217ZM261 210V209H260ZM132 211H134V210H132ZM143 211V210H142ZM141 211V212H142ZM173 211V210H172ZM180 211V212H181ZM187 211V210H186ZM185 211V212H186ZM194 211L195 210H191V212L190 213H194ZM207 211V210H206ZM81 212V211H80ZM143 212H145V211H143ZM142 212V213H143ZM164 212V211H163ZM174 212H175V210H174ZM179 212V211H178ZM197 212V211H196ZM199 212V211H198ZM209 212V211H208ZM215 212V211H214ZM166 213V212H165ZM167 213H168V210H167ZM171 213V212H170ZM175 213H177V212H175ZM189 213V212H188ZM263 213V212H262ZM147 214V213H146ZM180 214V213H179ZM185 214V213H184ZM183 214V215H184ZM194 214H196V213H194ZM208 214H210V213H208ZM73 215V214H72ZM145 215V214H144ZM148 215V214H147ZM146 215V216H147ZM150 215V214H149ZM178 215V214H177ZM182 215V216H183ZM187 215V214H186ZM212 215V214H211ZM56 216H58V215H56ZM69 216V215H68ZM137 216V215H136ZM181 216V215H180ZM181 216V217H182ZM204 216H206L205 214H204ZM213 216V215H212ZM261 216V215H260ZM263 216V215H262ZM58 217H61V216H58ZM66 217V216H65ZM64 217V218H65ZM70 217V216H69ZM68 217V219H70ZM144 217V216H143ZM181 217H179V218H181ZM217 217V216H216ZM255 217V216H254ZM257 217V216H256ZM255 217V218H256ZM80 218H81V214H78V215H75V217H73V219H70V220H68V219H64L63 221H61V223H62V226H63V228L64 229H62V230H64L65 232H64V237H65V243H66V245L69 247V248H72V250H74L73 252V258H72V260H71V263H68V264H87L86 262H85V259H82V255L80 256L79 254H81L80 252H79V254L77 253V251H76V247H78V246H73V245H75L74 244V241H75V237H74V235L77 233L76 231L77 230H79V220H80ZM137 218V217H136ZM142 218V217H141ZM164 218V217H163ZM177 218V217H176ZM183 218H186V217H183ZM197 218V217H196ZM195 218V219H196ZM258 218V217H257ZM256 218V219H257ZM264 218V217H263ZM55 219H57V218H55ZM60 220H61V218H59ZM145 219V218H144ZM161 219L162 218H160V221H161ZM165 219V218H164ZM178 219V218H177ZM211 219V218H210ZM217 219V218H216ZM220 219V218H219ZM255 219V220H256ZM259 219H261V218H259ZM58 220V219H57ZM59 220V221H60ZM139 220V219H138ZM156 220V219H155ZM181 221L183 220V219H180ZM215 220V219H214ZM218 220V219H217ZM216 220V222H218ZM254 220V221H255ZM81 221V220H80ZM141 221V220H140ZM146 221V220H145ZM153 221V220H152ZM152 221H150V222H152ZM179 221V220H178ZM177 221V222H178ZM196 221H199L198 219L196 220ZM205 220L203 219V222H204ZM207 221H209V219L207 220ZM253 221V222H254ZM137 222V221H136ZM149 222V221H148ZM153 222H155V221H153ZM159 222V221H158ZM176 222V221H175ZM192 222V221H191ZM202 222V221H201ZM206 222V221H205ZM214 222V221H213ZM260 222V221H259ZM82 223V222H81ZM141 223H143V222H140V224ZM146 223H147V221H146ZM156 223V222H155ZM163 223V222H162ZM190 223V222H189ZM194 223V222H193ZM197 223V222H196ZM256 223V222H255ZM83 224V223H82ZM150 223H148V225H149ZM154 224V223H153ZM160 224V223H159ZM159 224H157V225H159ZM209 224V223H208ZM211 224V223H210ZM139 225V224H138ZM181 225V224H180ZM200 225V224H199ZM137 226V225H136ZM174 226V225H173ZM183 226V225H182ZM191 226V225H190ZM201 226V225H200ZM210 226V225H209ZM55 227V226H54ZM58 227V226H57ZM150 227V226H149ZM153 227V226H152ZM159 227V226H158ZM196 227V226H195ZM206 227V226H205ZM204 227V228H205ZM208 227V226H207ZM207 227H206V229H207ZM264 227V226H263ZM165 228V227H164ZM179 228V227H178ZM184 228H185V226H184ZM186 228H187V226H186ZM190 228V227H189ZM199 228V227H198ZM212 228V227H211ZM259 228H261V227H259ZM47 229V228H46ZM83 229V228H82ZM181 229V228H180ZM179 229V230H180ZM183 229V228H182ZM188 229V228H187ZM186 229V230H187ZM196 229V228H195ZM162 230V229H161ZM167 230V229H166ZM169 230H172V229H169ZM176 230V229H175ZM193 230V229H192ZM202 230V229H201ZM211 230V229H210ZM43 231V230H42ZM138 231H139V229H138ZM165 231V230H164ZM197 231H199V230H197ZM252 231H254V230H252ZM259 231V230H258ZM258 231L256 230L255 232H257L258 233ZM41 232V231H40ZM47 232V231H46ZM79 232V231H78ZM173 232V231H172ZM203 232V231H202ZM263 232V231H262ZM44 233V232H43ZM83 233V232H82ZM166 233H168V232H166ZM184 233V232H183ZM196 233V232H195ZM207 233L209 234L210 232H208L207 231ZM253 233V232H252ZM257 233H256V235H257ZM42 234V233H41ZM45 234V233H44ZM47 234V233H46ZM188 234V233H187ZM205 235H206V233H204ZM40 235V234H39ZM38 235V236H39ZM177 234L175 233V236H176ZM180 235V234H179ZM191 235V234H190ZM195 235V234H194ZM210 235V234H209ZM36 236V235H35ZM81 236V235H80ZM174 236V237H175ZM178 236V235H177ZM184 236V235H183ZM255 236V235H254ZM48 237V236H47ZM164 237V236H163ZM171 237V236H170ZM173 237V238H174ZM194 237H196V236H194ZM206 237V236H205ZM39 238V237H38ZM37 238V239H38ZM43 238V237H42ZM49 238H51V237H49ZM81 237H79V239H80ZM172 238V237H171ZM171 238H169L170 240H171ZM190 238H192V237H190ZM210 238V237H209ZM213 238V237H212ZM255 238H256V236H255ZM31 239H32V237H31ZM35 240H37L36 239V237L34 238ZM41 239V238H40ZM39 239V240H40ZM53 239V238H52ZM168 239V240H169ZM177 239V238H176ZM179 239H181V238H179ZM184 239V238H183ZM261 239V238H260ZM38 240V241H39ZM44 240V239H43ZM46 240H47V238H46ZM45 240V241H46ZM81 240V239H80ZM151 240V239H150ZM149 240V241H150ZM155 240V239H154ZM194 240V239H193ZM263 240H264V238H263ZM28 241H29V239H28ZM30 241H33V240H30ZM41 241V240H40ZM48 241V240H47ZM76 241H78V240H76ZM139 241H141V240H139ZM162 241V240H161ZM173 241V240H172ZM176 241V240H175ZM42 242V241H41ZM143 242V241H142ZM145 242V241H144ZM162 242H164V241H162ZM167 242V241H166ZM171 242V241H170ZM183 242H184V240H183ZM190 242V241H189ZM202 242V241H201ZM261 242V241H260ZM36 243V242H35ZM40 243V242H39ZM55 243V242H54ZM138 243V242H137ZM141 242H139V244H140ZM149 243V242H148ZM179 243V242H178ZM182 243V242H181ZM192 243V242H191ZM33 243H31V246H33L32 245ZM38 244V243H37ZM138 244V245H139ZM168 244V243H167ZM170 244V243H169ZM172 244V243H171ZM189 244V243H188ZM258 244V243H257ZM261 244V243H260ZM40 245V244H39ZM39 245H37V247L39 246ZM49 245V244H48ZM50 245H52V243H50ZM77 245H78V243H77ZM146 245V247H147V245H149V244H145ZM152 245V244H151ZM159 245V244H158ZM160 245H162V244H160ZM178 245V244H177ZM185 245V244H184ZM200 245V244H199ZM263 245V244H262ZM29 246H30V244H29ZM30 246V247H31ZM35 246V245H34ZM80 246V245H79ZM103 246V245H102ZM183 246V245H182ZM186 246V245H185ZM198 246V245H197ZM25 247H27V246H25ZM40 247H42V246H40ZM39 247V248H40ZM54 247H55V245H54ZM76 249H75V248ZM80 247H82V246H80ZM99 247H100V245H99ZM105 247V246H104ZM139 247H141L140 245H139ZM142 247H144V246H142ZM141 247V249H145V248H142ZM152 247V246H151ZM154 247V246H153ZM170 247V246H169ZM176 247V246H175ZM199 247V246H198ZM204 247V246H203ZM258 247V246H257ZM44 248H45V246H44ZM49 248V247H48ZM48 248H47V250H48ZM52 248V247H51ZM57 248V247H56ZM148 248H149V246H148ZM155 248V247H154ZM158 248V247H157ZM161 248V247H160ZM166 248V247H165ZM189 248V247H188ZM59 249V248H58ZM78 249H80L79 247H78ZM147 249V248H146ZM145 249V250H146ZM169 249V248H168ZM172 249H173V247H172ZM177 249V248H176ZM175 249V250H176ZM181 249V248H180ZM185 249V248H184ZM193 249V248H192ZM195 249V248H194ZM200 249V248H199ZM204 249V248H203ZM257 249H259V248H257ZM34 250V249H33ZM41 250V249H40ZM139 250V249H138ZM152 250V249H151ZM171 250V249H170ZM262 250V249H261ZM45 251H46V249H45ZM56 251V250H55ZM82 251V250H81ZM147 251V250H146ZM153 251V250H152ZM183 251V250H182ZM181 251V252H182ZM185 251V250H184ZM189 251V250H188ZM205 251V250H204ZM203 251V252H204ZM263 251V250H262ZM35 252V251H34ZM41 252V251H40ZM57 252V251H56ZM137 252V251H136ZM143 252V251H142ZM148 252V251H147ZM146 252V253H147ZM162 252V251H161ZM168 252V251H167ZM174 252V251H173ZM191 252V251H190ZM208 252V251H207ZM37 253V252H36ZM38 253H39V251H38ZM42 253V252H41ZM46 253V252H45ZM44 253V254H45ZM47 253H49L51 256H55L56 254H55V252H53V250L52 249H50V250H48V252ZM45 254V255H48V254ZM82 253H84V252H82ZM139 254H140V252H138ZM144 253V252H143ZM157 253V252H156ZM163 253V252H162ZM193 253H195L194 251H193ZM2 254V253H1ZM43 254V255H44ZM58 254V253H57ZM72 254V253H71ZM152 254V256H153V252L151 253ZM161 254V253H160ZM160 254H159V256H160ZM165 254V253H164ZM167 254V253H166ZM169 254V253H168ZM176 254V253H175ZM180 254V253H179ZM207 254V253H206ZM262 254V253H261ZM38 255V254H37ZM49 255V256H50ZM135 255V254H134ZM188 255V254H187ZM192 255V254H191ZM190 255V256H191ZM195 255V254H194ZM4 256V255H3ZM31 256H33V255H31ZM49 256H48V259L47 260H42L43 261V263L44 264H54L53 262H54V260H51V259H49ZM50 256V257H51ZM84 256H85V254H84ZM143 256V255H142ZM145 256V255H144ZM143 256V257H144ZM147 256V255H146ZM151 256V255H150ZM157 257H158V255H156ZM167 256V255H166ZM177 256H179V255H177ZM182 256V255H181ZM204 256V255H203ZM206 256V255H205ZM264 255H262L261 257H263ZM36 257V256H35ZM44 257V256H43ZM167 257H169V256H167ZM170 257H173V256H170ZM207 257H208V254H207ZM34 258V257H33ZM42 258V257H41ZM55 258V257H54ZM121 258V257H120ZM132 258V257H131ZM138 258H139V256H138ZM153 258H155V257H153ZM165 258V257H164ZM3 259V260H2ZM2 259H1V255H0V264H5V258H3L2 257ZM32 259V258H31ZM36 259H38V258H36ZM52 259H53V257H52ZM71 259V258H70ZM87 259V258H86ZM118 259V258H117ZM122 259V258H121ZM120 259V260H121ZM147 259V258H146ZM165 259H167V258H165ZM199 259V258H198ZM213 259V258H212ZM260 259V258H259ZM119 260V259H118ZM141 260V259H140ZM139 260V261H140ZM173 260H174V258H173ZM177 260H178V258H177ZM204 260V259H203ZM206 260V259H205ZM4 261V262H3ZM70 261V260H69ZM68 261V262H69ZM129 261V260H128ZM132 261V260H131ZM152 261V260H151ZM151 261H150V263H151ZM155 261V260H154ZM158 261V260H157ZM209 261V260H208ZM41 262V261H40ZM146 262V261H145ZM148 262V261H147ZM170 262V261H169ZM174 263H175V261H173ZM179 262V261H178ZM177 262V263H178ZM182 262V261H181ZM179 263V264H182V263ZM203 262V261H202ZM42 263V264H43ZM177 263H175V264H177ZM205 263V262H204ZM206 263H207V261H206ZM205 263V264H206ZM6 264H7V262H6ZM22 264V263H21ZM32 264V263H31ZM39 264V263H38ZM55 264H57V263H55ZM60 264H62V263H60ZM88 264H90V263H88ZM114 264V263H113ZM135 264V263H134ZM157 264V263H156ZM170 264V263H169ZM203 264V263H202ZM220 264V263H219ZM262 264H263V262H262Z\"/></svg>",
  "mask_w": 264,
  "mask_h": 264
},
{
  "label": "built area",
  "instance_id": "2783aa9c",
  "mask_svg": "<svg viewBox=\"0 0 264 264\" xmlns=\"http://www.w3.org/2000/svg\"><path fill=\"white\" fill-rule=\"evenodd\" d=\"M33 134H34V130H32L31 128H24L18 133V138L21 141L26 142Z\"/></svg>",
  "mask_w": 264,
  "mask_h": 264
}]
</instances>
